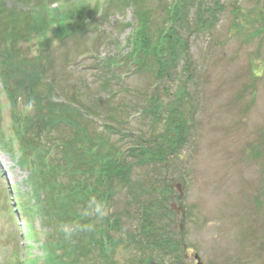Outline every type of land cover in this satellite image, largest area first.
Listing matches in <instances>:
<instances>
[{
	"label": "rangeland",
	"instance_id": "374dc122",
	"mask_svg": "<svg viewBox=\"0 0 264 264\" xmlns=\"http://www.w3.org/2000/svg\"><path fill=\"white\" fill-rule=\"evenodd\" d=\"M31 1L23 5L20 0H0V7L25 14L37 13L41 6L55 16L46 8L52 10L57 4L62 25L70 24L67 20L72 19L65 16L71 8L88 10L85 25L91 22L72 34L63 30L67 37L50 44L47 54L37 47L51 36L48 29L39 36L15 32V42L12 37L4 40L7 35L0 29V137L4 141L0 138V264H19V256L48 264L52 250L46 245L47 234L58 224L62 233L70 234L72 217L79 216L87 217V223L90 220L92 231L99 233L102 228L117 238L116 264H132L143 255L149 264H171L159 253L150 255L138 233L143 201L149 200L144 202L148 205L164 195L170 218L163 222L160 214L158 233H163L165 224L179 239L183 264H264V0H221V7H216L218 0H191L184 31L191 76L180 67L176 80L161 83L129 57L127 42L139 22L133 7H122L123 0ZM170 1L146 0L154 38L166 23ZM201 7L205 12L198 13ZM37 19L35 24H42ZM30 72L37 77L30 78ZM36 95L42 98L43 108L52 102L70 104L79 114L70 113L72 127L68 121L63 123V117L69 116L62 110L49 113L55 120L52 124L45 115L36 120L41 111ZM150 106L162 114L151 115ZM177 113L182 123L172 128L183 130L186 142L177 145L181 148L166 152L162 160L148 157L145 163L134 164L127 185L117 181L99 185L104 196L112 192L111 199L108 194L101 201L93 193L86 203L76 201L77 194L99 184L93 182L94 157L87 145L103 143L100 152L123 153L119 155L123 160L138 136L153 134L152 139L174 131L166 121ZM15 117L23 126L31 117L35 121V126L27 127L38 146L35 161L22 164ZM107 125L112 131L106 130ZM83 132L86 137L78 142L87 144L86 160L78 164L65 153L64 141ZM40 154L41 159L45 154L41 169L46 175L52 164L59 169L49 180L42 176V190L35 177ZM25 155L29 154L25 151ZM166 185L172 187L170 192ZM49 194L59 198H53L50 222L45 221L51 210ZM56 202L61 203L59 209ZM114 221L120 222V232L104 230L107 222ZM24 224L31 229L28 239ZM45 256L48 261L39 258ZM90 259L83 263L93 264Z\"/></svg>",
	"mask_w": 264,
	"mask_h": 264
},
{
	"label": "trees",
	"instance_id": "16d2710c",
	"mask_svg": "<svg viewBox=\"0 0 264 264\" xmlns=\"http://www.w3.org/2000/svg\"><path fill=\"white\" fill-rule=\"evenodd\" d=\"M23 5H30L31 0H20ZM70 1V0H69ZM124 3H122V7H133L135 10V13H137L136 18L138 20V28L133 31L132 35L128 39V47L131 49L129 57L132 59L133 63L135 65H138L141 70H147L151 71L153 76L156 78L158 83H161L162 81H167V82H172L178 78L179 75V68L181 67V70L183 71L184 74L190 75V54H189V39H187L184 36V31L186 29V24L188 21V11H189V2L191 0H172L170 1V4L168 6L167 10V19L164 27L159 31L158 35L156 38H154L151 33H150V20L149 17L147 16V11L145 10V3L146 0H123ZM221 0L217 1L216 7H221L222 4ZM40 5V4H39ZM35 6V5H34ZM40 10L37 13H33V10L31 11H26L25 14L23 13H17L16 10L13 9H6L5 7H0V29L2 32L7 35L4 40L10 39L12 37V42H15L16 39L18 38L15 35V32L21 33L26 36L30 35H39L40 32L45 31L48 28L49 21L48 17H51L47 12L43 10L41 6ZM71 10V11H70ZM69 12L66 13L65 18L66 19H72V20H67L70 22V24H64L62 25L60 19L58 18V15L61 16L58 11L55 13V19L60 21V26L56 30V38L60 39L64 37V32L63 30L66 29V34L69 32L72 34L74 31L78 30H85L87 27H89V24L85 25V20L88 19L87 13L88 10L84 9H77V8H71ZM216 10H218L216 8ZM202 12L205 10L201 8L198 9V13ZM215 10L212 9V12ZM96 10L91 12V14H94ZM37 17H39L42 21V24L37 25L35 23L38 22ZM63 19V16H61ZM203 17H200V20H202ZM203 21V20H202ZM264 21V17H263ZM204 22V21H203ZM23 24V27L21 26L20 28H15L18 25ZM66 23V21H64ZM37 25L38 27H36ZM24 30V28H26ZM74 32V33H75ZM68 33V34H69ZM16 37V38H15ZM52 40L49 38H46L42 41L40 45V50L44 53L47 52L49 48V44L52 43ZM135 61V62H134ZM183 61L184 65L182 66L180 63ZM9 62V64H8ZM7 64L10 65V61H7ZM113 65V63H110ZM31 76H36L35 73L30 72ZM192 74V73H191ZM191 76V75H190ZM191 78V77H190ZM184 85V84H183ZM182 85V86H183ZM30 88V87H29ZM166 88V87H165ZM167 92V88L165 90ZM37 102H38V111L39 114L36 115V120H40L46 116L52 123L55 122L54 118L52 119L49 116V113L52 111H58L60 113V110L64 111L66 115L69 117L64 118L63 117V123H66L67 121L69 122L70 117H72L73 114H79L77 111L73 110L70 108V104L67 103V105L62 104H55L54 102L45 105L43 108L41 103V99L39 98V95H36ZM153 96L149 97V102L151 103L153 100ZM158 108L153 110V107L150 106L148 111L151 113V115H161L162 113L157 111ZM46 113V114H45ZM70 113L72 115H70ZM159 113V114H157ZM17 114H20L19 112ZM16 114V115H17ZM45 115V116H44ZM54 114H52L53 117ZM181 114L177 113V117L173 118L172 120L167 119L166 122L168 127L170 126L171 129L174 131H168L165 132L163 136L158 138L154 136L151 139V134L149 137L144 138V136H138L137 140L135 141V145L130 146L125 153L129 152L128 158H133L132 161H128V158H125L121 160L119 157L120 152H115L116 157L115 158V153L110 154L109 152L105 153V150L100 152L101 147H103V143L101 146H91L87 145L86 143L78 142V141H83L84 135L82 133L77 134L76 137L73 139H68L64 141V151L66 154L70 155L73 160H78V164H80L81 161L86 160V158H83L85 147L90 146L91 153L90 155L94 157V164L92 166V171L91 175L93 174L94 180L93 182L99 181L98 188H94L91 186H88L85 191L82 192V194H77L76 195V201L78 203H86L88 200L87 196L90 197V195H93L95 193V197L97 199H105L107 195H110V199L112 196V192L106 194L105 196L99 192L100 188L99 185H105L109 182H114L117 181L118 183L124 182V184H129L130 182L128 179L130 178V174L133 171V166L134 164L140 165L141 162L145 163L146 158L150 157L149 161H152L155 158H158L162 160L164 156H166V152H171L174 150H177L180 146L179 145H184V133L183 130L177 126L173 127L175 124L179 125L182 123L181 119ZM19 117V116H18ZM27 117V116H26ZM173 117V116H172ZM20 118V117H19ZM160 118V117H159ZM24 122V120H22ZM40 122V121H39ZM14 123L19 126V128L16 130L15 135L17 134V137L21 143V151L23 153L22 158L25 159L23 160L22 164H25V161L30 162L31 159L34 161L36 160V157H33L34 153L36 150H38V146L34 144V139L33 136H31L28 132L29 128H32V126H35V121L31 117L26 120V126L20 125L21 123L18 122L17 118H14ZM41 123V122H40ZM71 123L69 122L68 125ZM27 127H29L27 129ZM72 127V124H71ZM183 128V126H182ZM106 130L112 131L110 129V125L106 126ZM180 130V131H177ZM28 132V134H27ZM176 132V133H175ZM0 134H1V129H0ZM36 134H38V130H36ZM82 134V135H80ZM78 135H80L78 137ZM140 135V134H139ZM173 135V136H172ZM146 137V136H145ZM1 138V137H0ZM2 142L3 139L1 138ZM35 141H39V139H36ZM89 142V138H88ZM186 142V141H185ZM1 143V141H0ZM86 144V145H85ZM4 145V144H3ZM93 147V148H92ZM87 148V147H86ZM181 148V147H180ZM25 151L28 156L25 155ZM84 152V153H83ZM100 152V154H99ZM176 152V151H175ZM42 154V153H41ZM41 154L39 155V163H40V170L38 172H35V177L37 180V183L40 184L41 188L40 190L44 189V185L41 183L42 182V176H48V180L50 179L51 176L55 172H58L59 169L53 168L52 167L47 171V175L44 171L42 170L41 167L44 163V155L43 158L41 159ZM99 154V155H98ZM50 155L49 152L46 153V156ZM123 157V155H121ZM33 157V158H32ZM155 157V158H154ZM42 160V161H41ZM142 166V165H141ZM75 172L79 171L76 167H74ZM53 169V170H52ZM31 174L34 172V167L32 166L31 168ZM39 175V176H38ZM38 176V177H37ZM47 181V179H46ZM45 181V183H46ZM44 183V181H43ZM48 185V184H47ZM47 185H45V190ZM131 186V184H130ZM53 187V186H52ZM166 189L168 192L171 191L170 185H166ZM133 190V188L131 189ZM49 191V190H47ZM139 192V191H138ZM50 193V191H49ZM54 194H49L47 205H48V210L51 207V210L47 212V217L45 221L50 222L49 218L50 216L53 215L54 205L52 204L53 198L56 199V201H59L58 197L53 196ZM109 198V196H108ZM106 198V200L108 199ZM75 196L71 194L69 196L70 203L74 202ZM168 196L164 195L163 199H156L153 202H149V204H144L143 201V208L141 211V214L144 215L143 221H140V226L139 227V236L142 239V243L148 248L150 251V255H154V253H159L163 258L168 259V261L171 264H183L182 263V249L183 245L177 239L176 237L173 236V232L167 230V227L165 224H163V233H158L157 227L159 225L158 222V217L162 213L161 219L163 222H166V218H170L169 215V209H168ZM104 202L101 203V205ZM141 204V202L139 203ZM61 206V203L56 202L55 204V209H59ZM140 206V205H139ZM156 208H157V215H156ZM87 217L85 216H79V217H72L71 225L72 231L69 232L70 234H67L66 232L62 233L61 225H53L54 230L51 231L50 233L47 234V247L50 248L52 251L51 253V260L48 264H57V263H62V264H85L83 263L85 260H88V257H90L93 262V264H116V262H113L114 255L117 252V238L116 240L109 236L107 232H104L103 229L99 231H92L93 228L90 227V220L89 224L87 223ZM115 222V221H114ZM107 222L108 226L104 227V230H110L112 231H118L120 232L121 226L120 222L116 224V222ZM88 224V225H87ZM92 225V224H91ZM87 226V227H85ZM85 227V228H84ZM84 229L85 231H83ZM85 233H88L89 237L88 239L83 235ZM98 233V234H97ZM85 242H84V241ZM101 249H100V248ZM85 250V253H83ZM59 252V253H57ZM88 252V253H86ZM152 252V253H151ZM145 255L141 256L140 260L137 262H132V264H149L146 260H144ZM151 258V257H150ZM149 259V257H147ZM49 260V257H48ZM47 260V261H48ZM150 261V259H149Z\"/></svg>",
	"mask_w": 264,
	"mask_h": 264
}]
</instances>
